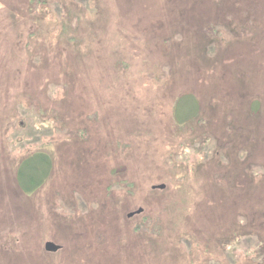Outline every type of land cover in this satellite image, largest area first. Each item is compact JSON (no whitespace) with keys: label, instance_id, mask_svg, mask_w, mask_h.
<instances>
[{"label":"rangeland","instance_id":"obj_1","mask_svg":"<svg viewBox=\"0 0 264 264\" xmlns=\"http://www.w3.org/2000/svg\"><path fill=\"white\" fill-rule=\"evenodd\" d=\"M0 264H264V0H0Z\"/></svg>","mask_w":264,"mask_h":264},{"label":"trees","instance_id":"obj_2","mask_svg":"<svg viewBox=\"0 0 264 264\" xmlns=\"http://www.w3.org/2000/svg\"><path fill=\"white\" fill-rule=\"evenodd\" d=\"M41 162H42L43 166H47V168H48L44 173L42 172V174H41L42 180L40 181V184L42 185L43 182L45 181V179H47V177H49V172H50L49 170H50L51 165L49 164V162L47 161V159L43 155L41 157Z\"/></svg>","mask_w":264,"mask_h":264}]
</instances>
